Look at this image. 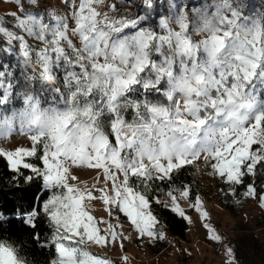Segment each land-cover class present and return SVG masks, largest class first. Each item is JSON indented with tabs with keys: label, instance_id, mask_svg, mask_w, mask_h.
Returning <instances> with one entry per match:
<instances>
[{
	"label": "snow or ice",
	"instance_id": "obj_1",
	"mask_svg": "<svg viewBox=\"0 0 264 264\" xmlns=\"http://www.w3.org/2000/svg\"><path fill=\"white\" fill-rule=\"evenodd\" d=\"M15 2L18 11H24L21 0ZM69 4L76 8L71 30L67 16L51 13L55 23L38 14L25 12L21 18L18 12L10 13L18 31L4 26L0 17V52L18 56L26 82L54 86L60 82L58 70L63 68L64 73L63 87H52L62 108L41 109L34 95L24 93L27 107L20 119L35 132L32 147L0 150V158L21 179L40 178L51 193L24 219L36 228L43 216L52 226L57 257L50 264H113L93 254L88 244L119 243L123 249L130 237L118 230L119 223L111 222L119 220V213L139 238L153 242L166 238L157 228L153 203L191 223L179 204V193L201 219L208 218L201 198L190 199L191 186L174 184V174L181 169L199 170L196 161L203 160L212 169L209 175L222 178L235 195V186L264 166V100L257 93L258 87L264 89V23L249 22L232 0H222L211 17L202 16L200 26L194 27L206 34L196 42L183 10L161 19L157 32L144 27L145 17L139 14H118L116 4L100 11L105 0H79L78 7L75 0ZM144 4L154 6L153 0ZM173 22L178 31L171 27ZM25 37L44 47H34ZM11 75L8 66L0 64V104L14 88L8 80ZM151 93H161L165 102H153ZM129 111L131 121L126 119ZM26 157H36L40 164L27 162ZM74 168L97 172L91 188ZM22 169L31 174L24 175ZM101 177L103 186H98ZM156 181L167 182L170 204L152 195ZM244 195L256 198L264 208V195L254 184ZM94 201L103 204L108 220L90 213ZM204 226L211 240H221L208 224ZM227 251L232 256V249ZM123 259L127 264V257ZM0 264L27 261L13 244L0 240Z\"/></svg>",
	"mask_w": 264,
	"mask_h": 264
},
{
	"label": "trees",
	"instance_id": "obj_2",
	"mask_svg": "<svg viewBox=\"0 0 264 264\" xmlns=\"http://www.w3.org/2000/svg\"><path fill=\"white\" fill-rule=\"evenodd\" d=\"M232 2L234 6L239 7L242 16L247 17L249 22L256 19L264 23V0H232ZM221 3L222 0H153L152 8H146L144 0H113L112 4L118 5V14H127L132 17L139 14L145 17L143 26L155 29L157 32L161 31L159 27L161 19L172 18L178 11L183 10L189 18V34L193 41L197 42L194 27L200 26L202 16L211 17ZM7 18L12 21L4 19L6 20L4 25L15 30V25H13L15 21L12 17ZM45 20L53 23V20L47 18ZM26 39L34 47H43L41 43H35L32 38L26 37ZM0 64L8 66V71L12 74L8 80L14 85L4 103L0 104V121L10 132L19 129L26 135L35 134L29 130L26 124H22L20 119V114L27 107L24 102V93L30 92L34 95L39 100L41 109L62 108L63 104L59 100L58 94L52 91V87H63V68L57 73L60 82L53 86L38 80L26 82V72L19 64L16 54L0 52ZM27 74H31L30 70H27ZM2 96L3 90L0 89V97ZM259 96L263 97L264 91H261ZM149 98L153 102H165L161 93H151ZM126 119L131 121L132 113L130 111L126 114ZM27 158L31 163L40 164L36 157ZM22 172L24 175L31 174L26 169H22ZM174 175L176 186H191L190 199L194 200L202 188L195 166H187ZM249 184H254L257 193L264 195V166H258L256 176H247L243 184L236 185L235 195H218L219 203L229 211L238 213L247 199L244 193ZM157 186L158 189L164 191H159ZM167 187V182L156 181L153 185L152 195L157 196L165 193ZM49 195L50 192L45 190L40 178H34L30 182L25 181L18 174L13 173L5 158H0V214L3 216V219H0V240L13 244L27 264H50L57 257L56 249L52 243L53 228L48 220L41 216L36 228L24 223L25 214L34 206H38L41 199H47ZM152 211L158 218V229L167 232L176 241L185 239L188 227L186 220L171 212L169 208H165L163 204L153 203ZM263 217L264 212L260 215L261 219ZM37 234L39 240L34 239ZM229 245L232 249L234 264H264V240H260L255 233L248 231L238 234L229 239Z\"/></svg>",
	"mask_w": 264,
	"mask_h": 264
},
{
	"label": "rangeland",
	"instance_id": "obj_3",
	"mask_svg": "<svg viewBox=\"0 0 264 264\" xmlns=\"http://www.w3.org/2000/svg\"><path fill=\"white\" fill-rule=\"evenodd\" d=\"M112 3L113 0H105V5L100 7L99 10L107 12L108 5ZM21 4L24 9L22 12L18 11L15 0H0V17L4 18L6 16L4 19H10L7 18L11 17L10 13L18 12V15L23 18L25 12H27L53 20L52 16L49 15L51 13L55 16H67L69 30L75 27V22L71 19V13L76 8L70 6L69 0H37L36 4L31 3V0H21ZM75 5L78 7L79 0H75ZM10 20L12 21V19ZM4 21V24H6V20ZM53 23H55L54 20ZM171 25L173 29L179 30L174 22ZM194 34L197 42L206 36V34L197 33L196 31ZM69 35L76 46L79 47L78 38L71 37V31H69ZM33 41L41 43L34 39ZM41 45L44 47L42 43ZM261 91H264V89L258 87V98L264 100V96H259ZM32 135L34 134L26 135L19 129L10 132L0 121V150L14 151L18 148H31L32 141L30 137ZM25 159L30 162L27 157ZM196 165L199 170L196 166L195 169L202 183V188L197 196L201 198L203 210L207 211L209 216L206 219H201L200 213L190 207L189 200L181 198L179 193H176L180 206L185 209L187 215L191 218V223L187 221L188 227L185 239L176 241L165 231L166 238L163 240L153 242L147 237L141 239L130 221L122 213H119V220H112L111 222L113 224L119 223L120 228L118 230L124 236L130 237V239L124 241L123 249H121L119 243L108 247L89 243L88 248L90 251L93 254L110 259L113 264H125L123 259L125 256L127 257V264H229L230 260L234 264L232 256H229L227 251L231 248L229 239L250 231L255 233L260 240H264V217L260 218L264 208L260 207L257 199L247 197L245 204L238 213L229 211L219 203L217 198L218 195H231V186L218 175H209L212 169L210 166H205L203 160L196 161ZM73 172L80 177L81 181H87L90 188L95 182L93 178L97 175L96 171L86 168H74ZM98 186H103L102 177L101 184ZM156 197L162 202L171 203L170 198L165 193ZM88 210L97 218L109 219L100 201L92 202ZM205 224H208L221 237L219 242L209 238V231L205 228ZM99 226L101 228L107 227L106 224H100Z\"/></svg>",
	"mask_w": 264,
	"mask_h": 264
}]
</instances>
